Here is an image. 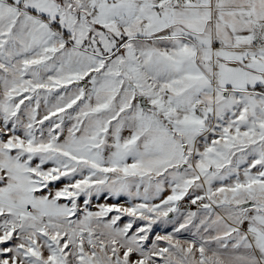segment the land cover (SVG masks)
<instances>
[{"label": "rangeland", "instance_id": "obj_1", "mask_svg": "<svg viewBox=\"0 0 264 264\" xmlns=\"http://www.w3.org/2000/svg\"><path fill=\"white\" fill-rule=\"evenodd\" d=\"M131 2L0 0V264H264V90Z\"/></svg>", "mask_w": 264, "mask_h": 264}, {"label": "crops", "instance_id": "obj_2", "mask_svg": "<svg viewBox=\"0 0 264 264\" xmlns=\"http://www.w3.org/2000/svg\"><path fill=\"white\" fill-rule=\"evenodd\" d=\"M134 2L132 14L141 21L142 34L169 32L171 38L188 39L209 69L215 58L242 74V89L228 84L222 90L264 87V0H191L186 6L180 0H156L150 7Z\"/></svg>", "mask_w": 264, "mask_h": 264}, {"label": "built area", "instance_id": "obj_3", "mask_svg": "<svg viewBox=\"0 0 264 264\" xmlns=\"http://www.w3.org/2000/svg\"><path fill=\"white\" fill-rule=\"evenodd\" d=\"M189 2H191V0H180V3L181 4H184V5H187L189 4ZM194 202L192 200H184L182 202H178L177 203V206L178 207H184L186 209H190L194 206ZM33 208H27V211H32Z\"/></svg>", "mask_w": 264, "mask_h": 264}, {"label": "water", "instance_id": "obj_4", "mask_svg": "<svg viewBox=\"0 0 264 264\" xmlns=\"http://www.w3.org/2000/svg\"><path fill=\"white\" fill-rule=\"evenodd\" d=\"M79 83L83 84L84 86L86 85V82H85V81H83V82H79ZM139 102H140V105L142 106V108H144V109H147V108H149V107L152 106L151 103L147 102V99H146L145 96H140V97H139ZM181 167H184V166H181ZM251 205H252L251 202H250V203H245V204H244L245 207H248V206H251ZM172 215H173V213H170V214H169V216H172Z\"/></svg>", "mask_w": 264, "mask_h": 264}, {"label": "trees", "instance_id": "obj_5", "mask_svg": "<svg viewBox=\"0 0 264 264\" xmlns=\"http://www.w3.org/2000/svg\"><path fill=\"white\" fill-rule=\"evenodd\" d=\"M9 2H12L11 0H8ZM34 12V11H33ZM36 13V12H35ZM256 89H260V90H264V87H258V88H256Z\"/></svg>", "mask_w": 264, "mask_h": 264}]
</instances>
